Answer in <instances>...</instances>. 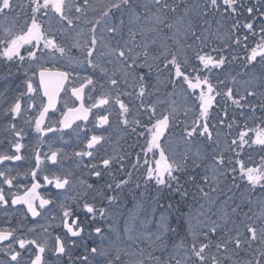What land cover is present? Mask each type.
Returning a JSON list of instances; mask_svg holds the SVG:
<instances>
[{
  "label": "trees",
  "instance_id": "obj_1",
  "mask_svg": "<svg viewBox=\"0 0 264 264\" xmlns=\"http://www.w3.org/2000/svg\"><path fill=\"white\" fill-rule=\"evenodd\" d=\"M33 24L54 48L11 56ZM41 68L107 102L97 173L84 158L90 131L55 139L74 196L103 212L78 259L264 264V181L248 176L264 178V0H0V160L23 147L9 178L24 187L26 94ZM159 154L171 168L161 179L149 175ZM17 211L0 205V229Z\"/></svg>",
  "mask_w": 264,
  "mask_h": 264
},
{
  "label": "flooded vegetation",
  "instance_id": "obj_2",
  "mask_svg": "<svg viewBox=\"0 0 264 264\" xmlns=\"http://www.w3.org/2000/svg\"><path fill=\"white\" fill-rule=\"evenodd\" d=\"M72 88L69 86L66 88L61 97L58 111L49 115L42 129L36 125V118L45 107V101L42 98L38 81L28 86L27 93L37 92L43 105L39 112H36V116L33 114V109H29V106L34 108L33 104H28L29 99L26 98V108L29 109L26 112V187L20 185L24 182L21 177L9 180L12 165L20 163H13L12 158L17 154L22 155V151L18 153L14 147L12 155L3 157L8 160L0 164V166L6 164L11 167L9 174L1 171L0 177L4 181V186L0 191V205L4 208L10 207L13 210H18L10 213L11 216L4 214L2 217L4 227L0 229V233L11 236L7 242L0 244V264H88L87 261L78 259L77 251L80 244L87 242L86 236L89 235L87 231L91 229L92 225H96L97 218L95 216H98L99 212L89 205L88 201L74 196L76 195V192L73 191L74 185L65 175L64 160L60 158V152L56 148L59 147V143L58 141L56 143L55 139L61 135L60 133H70L80 126L86 128L84 132L90 131L91 136L88 139H92L94 136L101 138L102 125L99 122L101 117L97 119L100 124L99 129L96 127V123L92 124L91 121L98 116L91 109L92 117L88 122H78L69 130L62 128L61 119L66 111L79 105V101L71 93ZM87 91L86 89L85 103L90 108ZM64 101L66 103L68 101L69 104L63 105ZM30 103L32 102L30 101ZM36 104L39 105L38 102ZM49 137L51 148L50 151H47L44 149L43 139ZM89 142L86 145H89ZM94 149L96 148L92 150ZM48 154L49 157L46 161ZM53 155H56L54 162L51 161ZM60 166L63 169L58 170ZM35 183L39 186L40 197L35 204L38 217L33 219L27 209L14 208L12 201L17 196L27 193ZM68 187L72 188V193L63 195ZM41 201H45L46 204L43 206ZM13 216L18 219L15 221Z\"/></svg>",
  "mask_w": 264,
  "mask_h": 264
},
{
  "label": "rangeland",
  "instance_id": "obj_3",
  "mask_svg": "<svg viewBox=\"0 0 264 264\" xmlns=\"http://www.w3.org/2000/svg\"><path fill=\"white\" fill-rule=\"evenodd\" d=\"M54 2L56 3V5L57 4L61 5L62 0H54ZM8 3H9V0H6V6H8ZM29 45H35V47L40 49V50L42 48H48V49L54 48V43L51 40L43 37L42 30H41L40 26L37 25V24H33L26 35L18 38L16 41H14L12 46H10V48L8 49V53L11 56H13V57L19 56L22 53V50L24 48H26V46H29ZM35 53L36 52L32 53V55H37ZM41 70H42V68H41ZM194 86H198V85H193V87ZM36 90H33V91H36ZM199 94H200V97H201L200 99L202 101V106H203L204 112H207V110H209L210 107L213 104L212 90H211L210 87H208L206 85H203L201 90H199ZM88 96H89V100H90V103H91V107L95 111V115L98 116L96 118V121H95L96 127L98 128V127H100V124H99L97 119L100 118V117H102V118L108 117V111H107V105H106L107 102L102 100V98L99 99V97L97 96V91H95V89H93L91 91L88 90ZM26 98L29 99V102H27V103L28 104H33V106H34V108L33 107L31 108V106H29V109H35L36 108V111L39 112V110L42 108V103L39 100L40 97L37 94V92L27 93L26 94ZM30 101L32 103H30ZM37 102L39 103V105L41 107L37 106V104H36ZM67 104H69L68 101H67ZM85 129H86L85 127L83 129H81V132H84ZM78 133L79 132L75 133L74 136H78ZM92 139L93 140H97L99 138L97 136H94V138H92ZM92 139H88L87 143H85V144H88V142L92 141ZM17 146H18V144L15 147H17ZM100 146L101 145H99L94 150L87 148V151L84 153V158H86L89 161H91L92 169H93L94 173L98 172L97 171L98 170L97 166L93 165L94 161L97 158H101L103 156V154H104V149H103V147H100ZM48 157H49V154L47 155L46 161H47ZM67 158L69 160V156L68 155H67ZM42 162L44 163V161H42ZM105 162H108V161H104V163ZM104 163L103 162L101 163L102 166H103ZM107 166H109V163H107ZM107 166H103V167H107ZM10 168L11 167L9 165L5 164V165L1 166V171L9 174ZM61 169H63L62 166L58 167V170H61ZM170 169L171 168L169 166L167 158L164 157L163 154H159L157 156V159L153 163V168H150V174L149 175L151 177L155 176V177L161 179V178H163L165 175H167L169 173ZM248 176L251 177L252 181L254 183H256V184H259V183L264 181V178H262L261 175L258 174V172L250 171V172H248ZM9 180H11V179H9ZM73 191H75V190L73 189ZM69 192L72 193V188L71 187H68V189L63 193V195H66L67 193L69 194ZM102 216H103V212H101V210H99L98 216H95L97 218L96 219L97 223H100Z\"/></svg>",
  "mask_w": 264,
  "mask_h": 264
},
{
  "label": "water",
  "instance_id": "obj_4",
  "mask_svg": "<svg viewBox=\"0 0 264 264\" xmlns=\"http://www.w3.org/2000/svg\"><path fill=\"white\" fill-rule=\"evenodd\" d=\"M39 84L42 96L46 101V107L40 113L39 117L36 120L37 125L40 128L45 126L46 120L50 113H54L59 105L60 97L63 94L66 86L69 83V74L60 70H41L39 72ZM72 95L79 101L80 105L77 108L67 110L62 121L61 126L65 130H69L78 122H88L91 118V112L88 110L84 104L85 99V87L75 88L72 90ZM19 111V104L15 107V113ZM104 125L108 124L107 120H103ZM99 141H92L89 144V148H95ZM17 151H21V148H17ZM56 155L51 157V161L54 162ZM21 160V157H16L13 159V162H18ZM6 159H3L1 163L5 162ZM103 166H107V163H104ZM39 186L35 183L32 188L21 196L16 197L12 201V206L14 208L20 207L27 209L30 216L35 219L38 217V213L35 209V204L38 198L40 197L38 193ZM41 204L44 206L45 201H41ZM10 234L0 233V244L7 242L10 238Z\"/></svg>",
  "mask_w": 264,
  "mask_h": 264
}]
</instances>
